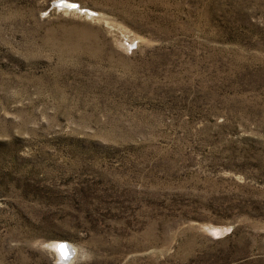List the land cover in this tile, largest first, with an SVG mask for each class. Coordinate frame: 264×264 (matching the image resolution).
Segmentation results:
<instances>
[{
	"label": "rangeland",
	"instance_id": "rangeland-1",
	"mask_svg": "<svg viewBox=\"0 0 264 264\" xmlns=\"http://www.w3.org/2000/svg\"><path fill=\"white\" fill-rule=\"evenodd\" d=\"M0 264H264V0H0Z\"/></svg>",
	"mask_w": 264,
	"mask_h": 264
},
{
	"label": "bare ground",
	"instance_id": "bare-ground-1",
	"mask_svg": "<svg viewBox=\"0 0 264 264\" xmlns=\"http://www.w3.org/2000/svg\"><path fill=\"white\" fill-rule=\"evenodd\" d=\"M71 3H72V2H71ZM74 4H75V3H74ZM63 6L72 9V7H69L70 5H63ZM59 244H60V243H59ZM59 244H57V245L55 246V249L58 251V254L60 255L61 259H62L63 261H65V260H67V261L70 260V259H71V249H70L69 245L66 244V246L61 247V252H59Z\"/></svg>",
	"mask_w": 264,
	"mask_h": 264
},
{
	"label": "water",
	"instance_id": "water-1",
	"mask_svg": "<svg viewBox=\"0 0 264 264\" xmlns=\"http://www.w3.org/2000/svg\"><path fill=\"white\" fill-rule=\"evenodd\" d=\"M62 5H70L69 7H72V8L78 7V4H74V3L66 2V1L62 2ZM66 244L67 243H64V242L59 244V252H61V247L66 246Z\"/></svg>",
	"mask_w": 264,
	"mask_h": 264
}]
</instances>
